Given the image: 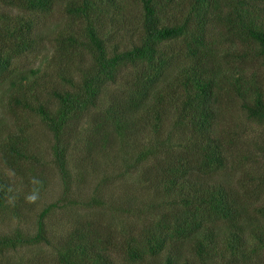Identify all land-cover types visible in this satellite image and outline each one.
Here are the masks:
<instances>
[{
    "label": "trees",
    "instance_id": "16d2710c",
    "mask_svg": "<svg viewBox=\"0 0 264 264\" xmlns=\"http://www.w3.org/2000/svg\"><path fill=\"white\" fill-rule=\"evenodd\" d=\"M57 1L0 0L5 9H15L14 14L0 12V80L7 81L8 88L13 90L8 94L9 103L16 109L36 114L52 132L51 161L62 185L67 188L69 179L62 137L66 124L73 115L80 116L95 106L101 86L113 83L119 68L129 65L135 69L132 90L124 96L121 105L110 104L105 110L106 118L102 117L98 123L102 133L106 130L103 143L107 142L108 128L113 139L130 137L133 133L127 135V132L135 124L130 128L128 121L137 119L141 120V128L152 126L153 132L159 135L168 112L174 114L173 127L187 140L180 151L168 152L162 162L147 169V172L155 169L152 173L158 178L152 183L162 197L169 198L172 207L142 230L138 242L142 247L140 252L154 253L168 242H187L189 251L200 264H213L216 260H221V264L248 261L258 248H264V202L258 200L257 189L247 185L253 180L251 175L236 181L237 186L217 181L213 176L223 168L226 148L231 144L232 137L218 133L220 117L228 101L236 99L248 120L264 124V79L260 81L258 74L244 70L232 71L229 78L219 81L215 74L207 72L200 56L207 48L206 18L213 10L216 14L212 18L216 17L226 27L228 35L248 44L264 69V0H187L185 17L176 24H166L160 17L159 10L165 0H125L140 8V17L136 43L123 50L107 48L108 38L101 30L106 21L112 22L123 10L124 0H67L65 10L70 18L83 22L85 40L78 41L74 32H70L60 37V47L84 45L92 61L73 91H51L57 104L52 110L33 99L39 84L38 76L34 77L38 70L25 71L17 66L15 59L34 51L38 40L35 17L49 11ZM181 37L186 39V58L175 54L180 66L167 79L165 74L174 56L161 46ZM230 54L234 59L245 55L239 51ZM136 124L140 126V122ZM15 140L8 138L1 148L3 163L9 168L21 167L20 161L30 158L26 148ZM165 147L164 140L142 147L121 174L154 152H164ZM4 181L5 178H0V207L10 194ZM56 203L51 202L39 211L32 233L15 229L0 234V251L48 243L44 219ZM77 237L66 244L64 251L57 252L59 264H112L96 242ZM254 239L258 245L248 246ZM137 248L127 249L129 258L141 255ZM164 264H175V261L166 258Z\"/></svg>",
    "mask_w": 264,
    "mask_h": 264
},
{
    "label": "rangeland",
    "instance_id": "374dc122",
    "mask_svg": "<svg viewBox=\"0 0 264 264\" xmlns=\"http://www.w3.org/2000/svg\"><path fill=\"white\" fill-rule=\"evenodd\" d=\"M66 1L58 0L49 11L35 17L38 40L34 51L27 57L15 59L17 66L25 71L38 70L34 77L38 76L39 84L33 99L52 110L57 104L51 91H73L89 71L92 61L84 45L60 47V37L70 32H74L78 41L85 40L83 22L69 17L64 7ZM165 1L159 10L163 22H181L188 9L187 0ZM122 2L123 10L116 14V19L109 23L106 21L102 26L109 49L123 50L136 43L140 8L125 0ZM1 11L15 13V9H5L0 4ZM215 14L216 11L211 10L206 18L204 38L207 48L200 56L207 72L215 74L220 81L229 78L232 71L245 70L250 74L255 72L259 80H263L264 69L254 58L251 47L228 35L226 27L216 17L212 18ZM185 41L181 37L163 42L161 47L174 56L166 77L173 75L180 66L175 54L180 53L183 59L186 58ZM232 51L245 55L234 59L235 56L230 54ZM134 76L135 69L131 66L119 68L115 81L101 86L95 106L80 116L73 115L66 124L62 137L69 173L67 188L62 185L51 161L52 132L36 114L12 106L8 94L13 90L8 88L7 81L0 80V178H5L8 191L12 189L8 197L13 192L19 194L14 204L7 198L5 205L0 207V234L15 229L25 234L32 233L39 211L45 205L57 202L44 219L48 243L0 251V264H59L57 252L64 251L66 244L70 240L75 241L78 235L89 243L96 242L112 264H164L166 258L173 259L175 264H200L189 251L187 242H168L154 253L140 252L142 247L138 242L143 235L142 230L172 207L168 203L169 198L162 197L155 188L156 184L152 183L158 178L152 173L155 169L150 168L148 172L147 169L162 162L168 152L180 151L187 140L178 128L173 127L174 114L168 112L162 120L163 128L159 135L153 132L152 126L141 128V120L137 119L136 122L128 121L130 128L135 124V128L127 132V135L133 133L130 137L113 139L108 128V139L103 143L106 130L102 133L98 123L106 118L105 110L110 104L121 105L124 96L132 90ZM118 114L122 115L121 112ZM137 122H140L138 127ZM218 133L232 138L226 148L223 168L214 174V179L237 186L236 181L251 175L253 180L247 185L257 189L258 200L264 202V124L248 120L238 101L230 99L220 117ZM8 138H15L16 143L24 146L30 155V158L20 161L21 167L9 168L3 163L1 148ZM156 140L166 142L167 147L162 149L164 152H154L141 164H134L132 170L121 174L142 147ZM34 176L43 182L40 199L36 204H28L24 195L30 190L29 181ZM91 199H95L94 202L90 203ZM251 245H258L257 241L248 242V246ZM129 247H138L141 255L129 258ZM226 257L223 256V261ZM213 264H221V260ZM235 264H264V248H258L248 261Z\"/></svg>",
    "mask_w": 264,
    "mask_h": 264
},
{
    "label": "clouds",
    "instance_id": "9594fccd",
    "mask_svg": "<svg viewBox=\"0 0 264 264\" xmlns=\"http://www.w3.org/2000/svg\"><path fill=\"white\" fill-rule=\"evenodd\" d=\"M31 188L27 192V194L24 195V200L28 204H36L39 199H40V193H41V188L43 185L42 180H40L38 177H32L31 180L29 181ZM9 192H12V189L9 188ZM18 193H12L9 195L8 199L10 203H15L16 199L18 198Z\"/></svg>",
    "mask_w": 264,
    "mask_h": 264
}]
</instances>
